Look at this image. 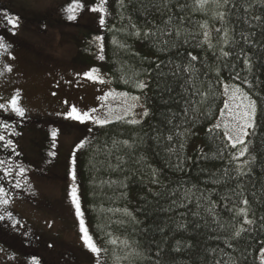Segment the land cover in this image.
<instances>
[{
  "label": "trees",
  "instance_id": "1",
  "mask_svg": "<svg viewBox=\"0 0 264 264\" xmlns=\"http://www.w3.org/2000/svg\"><path fill=\"white\" fill-rule=\"evenodd\" d=\"M119 4L102 41L85 37L75 61L88 66L87 51L102 45L96 59L114 89L146 96L149 115L143 123L125 117L96 126L84 148L78 176L92 226L107 241L122 239L134 264H260L264 0H220L203 9L197 0ZM140 81L148 85L143 90L136 87ZM225 85L239 86L257 106L256 127L246 138L249 151L238 160L233 156L241 145L232 148L223 128L209 132L221 118ZM0 187L9 186L0 181ZM241 208L252 224L243 223ZM241 227L245 231L235 237ZM51 243V254L62 259L58 242Z\"/></svg>",
  "mask_w": 264,
  "mask_h": 264
},
{
  "label": "rangeland",
  "instance_id": "2",
  "mask_svg": "<svg viewBox=\"0 0 264 264\" xmlns=\"http://www.w3.org/2000/svg\"><path fill=\"white\" fill-rule=\"evenodd\" d=\"M119 2L108 0L106 25L101 27L99 14L88 10L98 0H81L84 7L75 20H69L65 12L73 0H0L18 18L16 28L0 19V42L7 46V51L0 49V104H8L18 93L19 104L25 109L23 117L10 109H0V112L14 119L6 122L5 118H0V134L4 135L5 141H12L9 150L18 161L23 159L21 162L5 160V164L0 165V179L9 186L4 189L9 204L2 205V215H5L4 221L10 227L13 220L19 221L18 226H27L32 233L40 234L48 242L57 241L63 253L61 259L52 255L51 249L33 245L26 247L19 242H12L11 238H0V264H32L33 257L39 264H54L55 260H58V264H97V257L83 246L79 218L68 195L73 185L70 177L73 153L77 171L75 183L85 213V223L94 241L104 250L100 254L99 264H134L124 258L123 240L114 238L117 243L113 245L109 242L112 238L107 241L100 236L92 226L85 208L78 165L84 148L93 139L95 127L100 125L90 122L80 124L66 120L63 115L71 106H75L81 111L95 108L97 112L93 115L111 122L118 120V116L129 117L139 123L146 122L148 115L144 116L143 112L145 109L149 112L147 97L140 96L139 101H133L128 96L126 101L114 89L108 73L96 59L100 50L98 45L86 53V58L92 62L90 66L82 67L75 61L76 47L80 41L87 37L98 42L96 37H101L107 28ZM0 13L5 16L3 7ZM11 40L17 46L10 43ZM94 58L96 61H93ZM9 67L11 71L6 70ZM93 68L97 69V75L104 83L88 80L84 76ZM233 88L229 87V95ZM222 91L225 101L232 106L234 102L224 94V87ZM107 93L113 95L100 99ZM4 98L9 101L3 102ZM131 104L137 106L125 115V110ZM219 122L221 128L225 122L233 123L228 115L221 117ZM5 124L7 128L3 127ZM53 129L57 130L55 141L51 136ZM81 141H84L85 146L77 150L76 146ZM0 153H3L2 150ZM0 159H4L1 154ZM9 167L11 175H7ZM21 168L25 170L23 175L20 174ZM17 183L20 187H15ZM20 192L26 194L23 199L19 198ZM7 210L14 214L11 220L7 218ZM110 232L108 230L109 236L112 235Z\"/></svg>",
  "mask_w": 264,
  "mask_h": 264
},
{
  "label": "snow or ice",
  "instance_id": "3",
  "mask_svg": "<svg viewBox=\"0 0 264 264\" xmlns=\"http://www.w3.org/2000/svg\"><path fill=\"white\" fill-rule=\"evenodd\" d=\"M107 2L108 0H98V3L94 7H90L88 10L97 13L98 15V22L101 27H104L106 25V20L105 16L108 14L107 12ZM215 3L217 5L220 4V0H197L198 6L203 9L207 4L209 3ZM224 4L228 3V0H223ZM121 5H123V0H120ZM84 5L81 3V0H73V3L69 5L66 9L65 12L67 13V18L69 20H75L77 18V14L79 13L80 10H82ZM219 19L223 20L224 14L219 13L218 14ZM4 19L6 20L7 24L10 25L12 28L18 27V18L17 17H9L8 15L4 16ZM201 27H206V25H202ZM217 31H220V29H217ZM137 37L141 35L139 31L135 33ZM149 33H144V36L147 37ZM179 35V33H177ZM208 32L204 33V38L205 41H208ZM225 42H227V32H225ZM103 37L97 36L96 40L102 41ZM113 43H116L113 41ZM209 47H211V44H209ZM0 49H3L4 51H7V46L3 43L0 42ZM101 52H103V46L101 45ZM191 60L195 61L197 60V56L191 55ZM224 56H228V52H223ZM101 60L104 59V56L101 55L99 57ZM245 64L250 66V62L248 60H245ZM7 71H11V68H7ZM84 76L88 80H93V81H99L100 83H104L103 79L97 75V69H90L88 72L84 73ZM127 82V81H125ZM147 83L145 81H140L137 83L136 87L139 89L143 90L147 87ZM230 89L229 86L225 85L224 86V94L229 96V100L233 101V105L230 106L228 101H224V107L223 109H220V116L223 117L225 115H228L231 117V120L233 123L229 124V122H225L223 124L224 128V137L227 139V141L230 143V146L232 148H236L238 145H241V149L239 151L238 155H234L233 159L238 160L240 157L244 156L248 151V143L246 142V138L251 135L252 133L249 130H253L256 127L255 123V118H256V112H257V106L256 102L252 100L247 93L242 92L241 88L239 86H236L235 88L231 89V93L229 95ZM109 95H113L112 93H107L105 96L100 97V99H107ZM122 96L125 97L126 101L129 96L128 93H122ZM206 97V94H204ZM140 97L138 96H132L131 100L133 101H139ZM236 101H239L238 103H235ZM137 105L136 104H131L129 105L128 109L125 110V115L128 114V112L132 109L135 108ZM0 109H4L5 111L11 110L14 112L17 116L23 117L25 115V109L20 106L19 104V94L17 93L16 96H14L8 104H0ZM111 111V110H109ZM97 109L93 108L90 111H81L77 109L75 106H71L70 110L64 113V118L66 120L70 121H75L80 124H87V123H92L95 125H100L104 126L110 123L111 121L108 120L107 118H101L99 116L93 115V113H96ZM144 116L149 115V112L147 109L144 110L143 112ZM123 116H118L117 119H123ZM131 124H137L140 121L138 120H129L128 121ZM4 128H7L8 125L5 124L3 125ZM221 124L220 122H217L213 128L209 129V132H212L213 129H220ZM91 131V129H88ZM51 136L53 138V141H55V138L57 137V130L53 129L51 132ZM171 139V137H169ZM0 141H5L4 135L0 134ZM125 143H127L125 141ZM54 146V145H53ZM85 144L84 141H81L77 146V150L84 148ZM5 148H11L12 147V141L7 140L4 143ZM14 151V149H13ZM50 155H55V153H50ZM254 159V157H253ZM73 167L70 171V177L71 180L73 181V185L71 187L70 192L68 193L72 205L75 207V215L79 218V230L81 233V240L83 243V246L86 247L92 254H94L97 257V264H99V257L102 251H104L101 247L97 245V243L94 241L92 235L89 233V229L86 226L85 223V213L82 210L81 206V198L78 195V188L76 185V180H77V171L75 168L76 165V159H75V153H73V159L71 161ZM248 163V162H245ZM5 161L0 160V165H4ZM24 169H20V174L23 175ZM7 175H11V168L9 167L7 169ZM15 187H20L19 183L15 185ZM9 204V198L7 192H5L4 188L0 187V205H8ZM243 204L247 205L248 201L245 199L243 201ZM129 214L130 213H127ZM238 215H243L244 216V224H252L253 221L251 219H248V212L246 208H241L239 209ZM7 218L12 219L11 213H7ZM5 219V215H0V221ZM19 224V221H12V227L15 228ZM245 231L243 227L238 229L235 233V237H240L241 233ZM111 244L115 245L117 243L116 239H112L109 241ZM51 246V245H49ZM125 259H128L127 256L124 257ZM32 264H39V261L33 257L32 258ZM260 264H264V248L260 249Z\"/></svg>",
  "mask_w": 264,
  "mask_h": 264
},
{
  "label": "flooded vegetation",
  "instance_id": "4",
  "mask_svg": "<svg viewBox=\"0 0 264 264\" xmlns=\"http://www.w3.org/2000/svg\"><path fill=\"white\" fill-rule=\"evenodd\" d=\"M0 19H4V16L0 13ZM1 19V21H3ZM4 21L6 22V20L4 19ZM4 24V22H3ZM13 43L15 46H17L12 40L10 41V43ZM5 100H2L3 102H8L9 100L4 98ZM0 118H5V119H13V117H11V115H7L6 113L0 112ZM17 120V119H15ZM10 121V120H9ZM8 122V121H7ZM4 123V122H2ZM0 143L4 146V143H2L0 141ZM1 147L2 152L0 153L2 155L3 161L5 160H13L15 162H21L18 161V159L16 158L15 154L12 153L9 148H4ZM0 149V150H1ZM2 160V159H0ZM6 162V161H5ZM0 181H3L0 179ZM4 183H6L5 181H3ZM26 196V194L24 192H20L19 194V198L23 199ZM3 212V207L2 205H0V215H2ZM7 213H10V210L6 211ZM11 216L14 217V214H12L11 212ZM0 235H2L3 238L8 239L11 238L14 243L19 242L20 245L22 246H26L28 247V245H33V246H38L39 248H49L52 247L53 244H51L50 242H48L43 236H41L40 234L37 233H32V231L30 229H28L27 226L23 225V226H16V228L10 227L4 220L0 221ZM0 237V238H2ZM51 245V246H49ZM31 247V246H29ZM37 248V247H36ZM33 249V248H32Z\"/></svg>",
  "mask_w": 264,
  "mask_h": 264
}]
</instances>
